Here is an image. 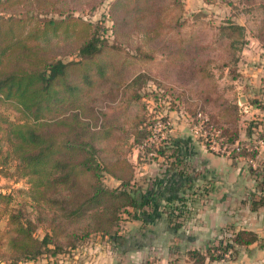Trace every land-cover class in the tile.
Listing matches in <instances>:
<instances>
[{
	"label": "trees",
	"instance_id": "16d2710c",
	"mask_svg": "<svg viewBox=\"0 0 264 264\" xmlns=\"http://www.w3.org/2000/svg\"><path fill=\"white\" fill-rule=\"evenodd\" d=\"M19 1L23 10L18 14H0V103H12L16 113L11 118L6 105L0 107V174L26 176L37 212L32 219L22 208L9 209L10 195L0 190V216L7 217L0 227V264H27L42 254L69 256L94 233L106 235L117 247L123 216L138 218L148 210L152 198L140 179L134 178L127 154L133 146L145 143L149 156H162L167 170L180 163L169 132L147 148L156 118L142 100L141 87L150 78L146 72L150 64L160 67L158 86L170 92L172 99L176 94L172 83L188 90L198 81L208 83L205 88L210 94L196 89L200 96L196 97L209 103V109L206 106L202 111L207 129L204 144L209 147L212 134L220 145L217 152L233 161L245 159L260 193L252 207L264 203V163L253 166L248 160H254L259 149L239 140L241 108L215 90L210 69V62L217 61L218 67H228L232 78L238 76L243 24L230 17L211 24L195 11L187 18L183 0ZM242 4L245 10L262 7L264 23V0H242ZM102 5L104 9L93 18ZM104 19L111 23L109 34L98 26ZM258 36L264 40V28ZM56 37L76 42L50 47ZM107 37L115 39L116 45L107 44ZM120 38H126V47ZM70 52L77 57H58ZM172 71L174 78L167 75ZM259 92L241 106L254 103L264 110V89ZM191 104L188 113L195 116L198 111ZM246 133L264 140V122L249 120ZM12 162L14 169L9 172ZM106 174L118 184L103 183ZM81 175L89 177L84 187L78 182ZM178 201L167 205L173 230L180 227V209L184 208V198ZM38 225H42L41 236L35 232ZM256 238L255 232L239 229L205 249L189 248L188 261L234 260L240 247Z\"/></svg>",
	"mask_w": 264,
	"mask_h": 264
},
{
	"label": "crops",
	"instance_id": "0c3cea01",
	"mask_svg": "<svg viewBox=\"0 0 264 264\" xmlns=\"http://www.w3.org/2000/svg\"><path fill=\"white\" fill-rule=\"evenodd\" d=\"M190 2L193 0H183L187 18H191V14H187ZM101 7L102 11L105 5ZM254 44L249 50L242 47V70L236 69V78L229 77L228 67L220 69L224 77L225 86H221L224 97L234 99L235 95H242V101L249 102V97L259 95L264 89V44ZM243 54L249 55L244 58ZM253 118L264 119V110L251 103L244 109L242 120L238 119V130L239 140L258 144L259 151L253 161V166H257L264 163V144L246 133L247 120ZM168 131L180 155L176 169L167 170L160 155L137 159L139 148L133 146L130 151L134 178L140 179L152 199L151 206L138 218L123 216L119 250L115 252L106 235L94 233L71 252L72 257L56 259L58 263L73 264L75 257L80 256L76 264H190L186 253L189 248L205 249L232 232L247 229L255 232L257 238L242 245L236 259L215 260L209 264H264V203L256 209L252 207V200L258 199L260 193L247 161H233L227 154L217 152L218 148H207L193 134L187 118L177 116ZM109 183L117 185L118 180L110 176ZM182 197L181 225L173 230L167 219V205L179 202Z\"/></svg>",
	"mask_w": 264,
	"mask_h": 264
},
{
	"label": "rangeland",
	"instance_id": "374dc122",
	"mask_svg": "<svg viewBox=\"0 0 264 264\" xmlns=\"http://www.w3.org/2000/svg\"><path fill=\"white\" fill-rule=\"evenodd\" d=\"M230 1L231 3H225L221 0H209V1L208 0H193V2L192 3L190 2V5H188L187 14H191L192 13L191 11L202 12L203 13L202 17L206 19L207 21H209L211 24L220 23L225 17H230L234 21L240 24L243 23L246 26V33H245V37L243 38L244 42H243V45L241 43L242 46L238 52V61L236 64V69L240 68L242 70V47H245L246 49L249 50V49H252V47H255L254 43L259 44L261 42L264 44V40H262L258 36L259 30L264 28V23L262 22L263 8L260 6H255V7H252L250 10H245V8L243 7L244 5L242 4V0H230ZM20 3L21 1L19 0L2 1V3H0V14H9V13L18 14L20 10H23L20 8V5H21ZM30 5L31 4L28 2L27 7H29ZM102 8L103 7H101L99 10H97V12L92 14L93 18H97L99 16ZM27 16L29 15L27 14ZM104 22L105 23L103 24H98V26L101 27L100 30H102V32L107 31V34H109L110 30H108L109 29L108 26H110L111 23L108 19H104ZM25 24L26 22L24 21V26ZM254 37H257L259 42L256 41ZM107 38H108L107 44L112 43L116 45L115 39H112L110 37H107ZM132 39H130V42H135V39L134 40ZM120 40L123 41L124 43L122 46L126 47L127 45L126 38H120ZM240 40L242 42V39ZM64 42L65 44H73L76 42V40L72 38L63 40L61 38L56 37L52 39L51 43H49L50 45L49 44L48 45L52 47L54 43L62 44ZM108 53H106V55H109ZM125 55L126 54L124 50L121 54L122 58ZM243 55L245 58V56L248 57L249 54L248 55L243 54ZM58 57H61L63 60H69L72 58H76L77 55H76V52H70L69 54H66V55L59 54ZM160 57L162 56H160L159 54L158 58ZM216 63L217 61L210 62V69L213 72L212 80L216 85L215 90L217 89L220 91L222 90L221 86H225L223 85L224 77L222 76L221 74L222 72L220 71L221 67H218ZM146 72L150 78L147 80L146 86L144 88L141 87L142 100L148 104L150 112L152 114L154 112L155 113L154 116L156 118L152 126L154 133L152 134L151 137H149V139L148 138L146 139V142L148 145L147 148L152 143L153 144L158 143L159 140L165 137L166 132H169L168 127L171 126V121L173 119L177 120V116L180 118H187V120L189 121L190 127H191L192 122L196 123L198 120L199 121L201 120L202 128L203 129L205 128L203 125L204 118H202L203 113L205 112L203 108L208 106L207 109H209V103H206L204 102L203 99L199 98L200 96L197 95L196 89H200V91L210 94L209 90L205 88L208 86V83L206 81H203L200 84L198 81L196 86H194V88H190L189 90L188 88L185 89L184 87H181V86H175V88H173L174 92L176 93L174 94L175 99H172V94H170V92L165 93L158 86V83L162 82L161 75L159 74L160 67L157 66L156 64H150L148 65ZM167 75L168 77L174 78V71H172L170 74H167ZM180 76L186 77V75L183 73L180 74ZM229 77L231 78L230 74H229ZM199 86L200 88H198ZM190 95H193V96L190 97ZM196 96H199V97H196ZM241 97L242 95L238 97H236L235 95V98L233 99V101L234 102L236 101L239 108H241V116H242L243 108L241 106V103H242ZM190 103H192L191 105L195 106L196 110L198 111L196 112L195 116H191L188 113V107L190 106ZM5 105H6L5 109L8 112L9 116L11 118H14L16 113L13 109L14 107L13 104L12 103H9V104L0 103V107H4ZM162 116H166V118H168L167 122H164V120H161ZM241 116L239 120H242ZM249 120H254V119H249ZM249 120H247V122ZM259 120L261 122H264V119L260 118ZM204 130L205 131L202 134L204 136H202L201 134L197 135V138H199L203 143H205L204 139L207 137V129H204ZM208 139H209V145H211L213 140H215V137L214 135L210 134ZM241 139H242V135H241ZM143 144L145 145V143H139L138 146L137 145L135 146V147H138L140 150L137 155V159H139L138 158L139 156H142V157L149 156L148 151H146L145 146ZM130 153L131 152H129L126 156L128 160L132 158V155ZM13 169H14V163L12 162L10 167L8 168V171L11 172L13 171ZM108 176L109 175L107 174L103 175V183H105L107 186H114L113 184L109 183L110 176L109 177ZM88 180H89V177L87 175H81V179L79 178L78 182L80 181L81 186L84 187L85 183ZM0 190L5 191L10 195V200L8 204L9 209L22 208L29 218H32V219L35 218V215L37 212L36 211L37 209L35 208L36 201L33 199V196L30 191V184L26 176L23 177V176H16V175L0 174ZM6 219H7L6 215L0 216V227H3L6 224ZM35 232L38 236H41V234L43 233L42 225H38ZM112 245L114 246L115 252H117L119 250L120 244H118L117 247L114 244ZM60 256H66V254H63V253H58L56 255L42 254L33 260H28L27 264H60L56 260L60 258ZM70 256L72 257V254H70L69 257ZM80 258H81L80 256L75 257L73 264L78 263V261L81 260Z\"/></svg>",
	"mask_w": 264,
	"mask_h": 264
},
{
	"label": "built area",
	"instance_id": "2783aa9c",
	"mask_svg": "<svg viewBox=\"0 0 264 264\" xmlns=\"http://www.w3.org/2000/svg\"><path fill=\"white\" fill-rule=\"evenodd\" d=\"M247 106H249V104H244L243 106H242V114H243V112H244V109L247 107ZM202 118H203V116H202ZM254 120H256V118H253ZM191 129H192V132H193V134L195 135V136H197V135H199V134H203L204 133V129L202 128V122H201V120L199 121H197L196 123H193L192 122V124H191ZM217 133L219 132L218 130H215ZM202 136H204V135H202ZM223 137H220L219 139H222ZM258 142L259 143H261V144H264V140H262V139H258ZM257 145L258 144H254V147L256 148L257 147ZM209 146H212V147H216V148H218V150L220 149V145H219V143H218V140L217 139H215V140H213V142H212V144L211 145H209ZM258 148V147H257ZM224 149V147H222V149L221 150H223ZM249 161H251L252 163H253V159L252 158H249L248 159Z\"/></svg>",
	"mask_w": 264,
	"mask_h": 264
},
{
	"label": "water",
	"instance_id": "95a60500",
	"mask_svg": "<svg viewBox=\"0 0 264 264\" xmlns=\"http://www.w3.org/2000/svg\"><path fill=\"white\" fill-rule=\"evenodd\" d=\"M262 170H264V167H262Z\"/></svg>",
	"mask_w": 264,
	"mask_h": 264
}]
</instances>
